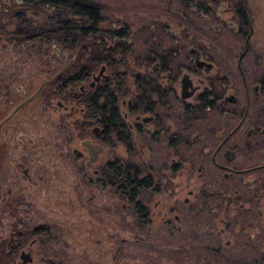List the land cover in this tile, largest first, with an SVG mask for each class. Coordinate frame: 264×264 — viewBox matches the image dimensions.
I'll return each mask as SVG.
<instances>
[{
	"label": "rangeland",
	"instance_id": "obj_1",
	"mask_svg": "<svg viewBox=\"0 0 264 264\" xmlns=\"http://www.w3.org/2000/svg\"><path fill=\"white\" fill-rule=\"evenodd\" d=\"M14 1L0 0V7L6 4L10 8ZM90 1L100 8V21L88 35H82L80 22L69 15L64 20L71 28L65 36L53 24L50 28L53 14L47 8L35 10L17 4L15 17L5 19L0 15V118L63 69L57 82L45 86L16 113L2 136L14 143L11 156L5 160V165L11 161L10 168L2 174V180L8 182L0 184V241L7 239L6 249L12 247L11 261L4 264H17L20 252L30 255L26 264H264L262 174L237 178L240 190L246 192L240 196L239 214L232 198L235 176L230 192L224 190L214 201L212 198L202 204L203 188L211 194L223 190L218 185L221 173L214 171L207 160L179 162L171 149L166 152L157 143H144L135 132L134 119L139 113L126 110L135 96L133 81L146 70L139 62L143 37L148 30H158L155 38L166 35L165 42L173 41L167 38L168 32L176 38L186 29L184 12L175 0ZM227 1L217 4L223 21L230 17ZM193 22L195 27L188 36L192 35V41L202 45L207 58L221 69H214L211 75L228 81V86L223 85L227 95L235 80L231 60L235 57L234 39L224 31L213 41L208 33L206 43L204 24L194 16ZM188 45L186 41V49ZM90 48L108 54L110 66L98 63L82 81L71 82L69 78L78 70L74 66L85 65ZM181 58L185 60L177 63L186 66L179 70L175 86L185 72L196 84L202 74L186 69L185 51L176 56V61ZM100 68V81L90 87L91 76H96ZM115 75L122 83L115 94L118 114L130 132V153L114 138L105 141L100 129L92 130L97 128L96 120L85 102L88 94L104 85L117 88ZM174 106L168 114H176L179 104ZM166 124L174 130V123ZM147 128L152 130L151 126ZM85 141L102 149L89 166L82 146ZM209 147L205 146V152ZM25 153V161L18 160ZM129 156L134 164L144 167L142 176L152 180V187L136 199L142 207L141 218H136L126 200L118 198L115 187L99 181V168ZM200 166L205 172L198 171ZM23 168L28 179L22 174ZM214 177L216 182L212 181ZM16 178L26 190L13 209H6L2 203L7 190L15 188ZM253 185L258 189L252 195L253 205L242 202L244 196H250L247 192ZM251 206L250 215L244 214L243 209Z\"/></svg>",
	"mask_w": 264,
	"mask_h": 264
},
{
	"label": "flooded vegetation",
	"instance_id": "obj_2",
	"mask_svg": "<svg viewBox=\"0 0 264 264\" xmlns=\"http://www.w3.org/2000/svg\"><path fill=\"white\" fill-rule=\"evenodd\" d=\"M219 1H197L202 5V9L199 12L191 3L185 9L179 6V9L184 12L183 21L187 23L186 29H182L176 38L172 35L174 34L173 32H168L167 38L174 39L173 41L170 40L169 43L165 42L164 38L166 35L164 37L161 35L163 38H155L160 32L158 30L153 32L147 29L148 32L142 40L144 48L140 52L141 56L139 55L140 66L141 68L146 67V70L136 75L133 81L134 92L137 89V92H135L137 99L135 109H130V101L126 105V110L129 113H139L134 119L137 121L135 132L141 140L145 141L144 143H157L158 146L164 147L166 152L171 149L174 154L172 147L176 142V133L183 132L187 136V141L184 142L186 144L185 155L188 160L194 159L197 162L207 160L214 171L221 173V179L218 181V185L223 189L221 193L211 194L209 190L203 188L202 194H211L214 197H219L224 190L230 192L235 176V190H232L234 192L232 193V198H235L236 212L239 214L242 203L240 201L236 202V199L241 194L246 193L240 190V187H242L240 185V177L250 174L255 175L260 172L263 176L261 178L264 179V0H228L230 17L226 21L221 19V13L217 9ZM175 2L177 1L175 0ZM193 16L204 24V29L202 30L204 31L203 38H205V41L208 33L213 37L211 39L216 41L224 31L231 34L234 39L235 57L231 60H233L235 67V80L233 79L231 92L227 95L224 94L223 85L228 86V81L218 74L211 75L214 69L217 72L221 71V69L217 68V64L213 63L209 57L207 58L202 45L193 42L192 35L188 36L191 28L195 27ZM144 29L142 28L143 31ZM186 41L189 43L187 49L185 48ZM206 43H208V40ZM181 51H185L188 57L187 63L189 66L186 69L190 72L198 71L203 76L202 79H198L196 84L185 72L180 75L175 86L179 70L186 66L177 63L181 60L184 61L185 58L176 61V56L180 55ZM194 60L209 63L211 68L209 71L203 72L202 69L194 67ZM108 66L110 65L108 64ZM100 70L101 72L98 74ZM99 71L96 76H91L90 87L100 81L103 68H100ZM60 75L61 73L50 84L55 83L56 80L58 81ZM115 76V86L117 87L118 79L119 88L114 89L106 85L102 86V88L113 90L112 94L117 109L115 92L121 89L122 83L118 75ZM184 76L190 84L186 91L182 89L183 85L181 83V79ZM96 77H98L97 80H95ZM45 86L41 88L40 93ZM176 88L178 89V94H176ZM191 89H193L192 93L190 92ZM199 89L201 90L200 93H196ZM99 90L96 89L95 92L89 94L91 97L89 102L90 109H94L91 103L95 100ZM181 92H190L191 94L188 98L181 99ZM193 98L194 100H192ZM226 98L228 99L226 100ZM23 100L16 103L0 118V184L8 182L2 180V174L6 168L8 170L10 168L11 161L5 165V160L6 157L9 159L11 156L10 152L14 144L10 138L2 136L6 125H9V121L27 105L20 107L8 117L15 106ZM176 103L179 104L176 114L182 113L186 115V125L183 129L175 124L176 114H168L174 110ZM168 121L174 123L173 131L170 130L171 126L166 124ZM148 126H151L152 130H149ZM124 127L128 132L125 139L127 144H129L130 132L125 124ZM92 130L96 131L99 128L95 127ZM6 131H8V128ZM195 133L200 136L196 137ZM99 134L101 135V132ZM197 144L200 145V148L196 149L195 145ZM208 145H211L212 148H207L205 152V146ZM25 155L26 153L18 156V160L23 158L25 161ZM21 171L25 178L28 179L27 169L23 168ZM198 171L205 172L202 166L199 167ZM208 176L211 177L210 174ZM212 181L216 182V177ZM228 181H231V184ZM224 183H227V187L226 185L224 186ZM14 184L15 188L7 190V195L2 203L6 209H13L22 192L26 190V186L21 185L18 178L14 180ZM254 186L247 193H256L258 189ZM18 188V193L11 196ZM251 208L252 206L246 207L243 209V213L250 215ZM250 221L251 219L248 222ZM5 240L4 247H1L3 250L6 249L7 239Z\"/></svg>",
	"mask_w": 264,
	"mask_h": 264
},
{
	"label": "trees",
	"instance_id": "obj_3",
	"mask_svg": "<svg viewBox=\"0 0 264 264\" xmlns=\"http://www.w3.org/2000/svg\"><path fill=\"white\" fill-rule=\"evenodd\" d=\"M176 1L177 5L181 6L183 9H185V7H188L190 3L196 8L198 12L202 9V5L197 2L199 0ZM13 4L14 5L10 8L7 7L6 4L0 7V15L2 18L11 19L15 17L16 13L14 10L18 6L17 4H23V6L25 7L30 6L35 10L47 8L48 10H51L53 14V19H51L52 23L49 27L52 28V26L54 25L55 30H61V33L64 36L68 31H70L71 28L70 25H68L67 21L64 20L65 16L67 15L75 17L80 22L82 35H88L91 31H94V26L100 21V8L90 0H16L13 2ZM3 13H5V15ZM12 14L13 16H11ZM49 30L50 29H48L47 31ZM108 61V54H104L98 48H90V50L88 51V60L85 61V65L83 66L77 63L74 68H78V70L76 69V72H74L75 76L69 78V80L71 82H80L95 70L98 63H108ZM62 83L64 86L67 85L64 81ZM119 87L120 83H118L117 79V88ZM136 90L137 89H135V92H137ZM112 93L113 90H109L108 88L100 89L96 94L95 100H93V102L91 103L94 109H90V106H88V109L96 120L97 127L100 129L103 139L106 141L110 138H114L118 143L125 145V147L127 148V153H130V145L127 144V141L125 139V137L128 135V132L125 130L124 124L119 117L115 105V99ZM90 101L91 97L88 94L86 96L85 102L87 103V105H89ZM136 104L137 99L135 95L131 99L130 109H135ZM185 117L186 115L182 113L176 114V126L183 129L186 125ZM184 141H187V136L183 132H177L176 142L172 148L174 150V154L178 156L179 162L188 161V158L185 157L184 154V152H186V144ZM130 157L131 156H129L128 159L122 161L119 160L99 168L98 171L101 177L99 181L102 182V184L104 182H107V184L115 187L117 191L116 195L118 196V198L123 201L126 200L128 204L134 209L135 214H137L136 218H141L143 217V215H141L142 207L136 201V199L140 198L144 193H146V191H148L152 187V180L150 177L142 176L145 172L144 167L134 164ZM228 183L231 184V181H228ZM261 183L264 184L263 178L261 179ZM226 184L227 183H224V186ZM255 190L257 191V189ZM256 193L248 194L250 196H244V198L246 199H243L242 202H250V204L253 205L252 195L255 196ZM201 196L203 197L202 204L211 201L212 198V201L217 198L212 196L211 194H202ZM240 196L243 197V194ZM240 198L241 197H238V199H236V202L240 201ZM11 250L12 247L10 245L6 250H3L0 247V264L11 261ZM261 260H263L264 262V259Z\"/></svg>",
	"mask_w": 264,
	"mask_h": 264
},
{
	"label": "water",
	"instance_id": "obj_4",
	"mask_svg": "<svg viewBox=\"0 0 264 264\" xmlns=\"http://www.w3.org/2000/svg\"><path fill=\"white\" fill-rule=\"evenodd\" d=\"M193 65L194 67H196L197 69H202L203 72H207L209 71V69L211 68V65L209 63H206L204 61H199V60H194L193 61ZM63 71V69H61L60 71L56 72L50 79L46 80V81H43L42 83H40L38 85V87L36 88V90L31 94L29 95L25 100H23L21 103H19L18 105L15 106L14 110L8 115V117H10L17 109H19L20 107L24 106L25 104L29 103L30 101H32L34 98H36L39 93H40V90L43 86L47 85V84H50L51 82L54 81V79ZM101 70L98 72V74H100ZM99 77V75H97ZM95 78V80H97V78ZM181 83H182V89L184 91H186V88L187 87H190V84L187 80V78L184 76L182 79H181ZM90 85V84H89ZM193 89H191V93H192ZM190 92L188 93H182L180 94V98L181 99H186L190 96ZM228 98H226L227 100ZM7 117V118H8ZM82 146L86 149L87 151V155H88V161L86 163L87 166L90 165V163L94 162L98 156V154L101 152V147L97 146V145H92L91 143H89L88 141H85L82 143ZM19 191V188L14 191L12 193L11 196H13L14 194L18 193ZM5 242L6 240L3 239L0 241V247H4L5 245ZM19 262L17 264H26V263H29L30 262V255L28 253H24V252H20L19 253Z\"/></svg>",
	"mask_w": 264,
	"mask_h": 264
}]
</instances>
